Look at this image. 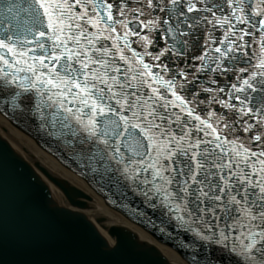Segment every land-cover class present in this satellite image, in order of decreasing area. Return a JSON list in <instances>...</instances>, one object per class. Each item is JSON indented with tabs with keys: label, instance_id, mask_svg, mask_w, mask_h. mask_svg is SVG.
Wrapping results in <instances>:
<instances>
[{
	"label": "snow or ice",
	"instance_id": "obj_1",
	"mask_svg": "<svg viewBox=\"0 0 264 264\" xmlns=\"http://www.w3.org/2000/svg\"><path fill=\"white\" fill-rule=\"evenodd\" d=\"M115 8L123 19L114 16L109 0H0V20L7 21L0 23V84L20 90L6 103L18 108L22 93L34 92V111L73 138L83 134L79 142L90 160L106 167L115 162L125 179L147 187L141 192L146 200L156 197L180 226L229 246L242 264H264V0H118ZM156 10L160 15L141 19ZM129 13L145 34L130 27ZM233 21L250 28L246 32ZM257 24L255 66L235 69L246 75L231 84L228 99L198 101L222 105L231 122L213 111L202 118L189 106L195 93L189 101L180 91L188 81L186 68L155 65L169 73L165 78L144 58L159 61L168 54L198 61L191 65L194 78L232 71L229 62L248 63L245 36ZM202 25L219 26L223 34L204 33L202 51L190 55L201 48L191 37ZM153 33L166 42L158 54L130 47L129 37L136 36L147 49ZM30 34L40 38V54L27 47ZM200 91L218 95L225 89ZM240 93H246L243 99ZM233 98L239 106L229 102ZM170 106L180 114L169 112ZM237 125L248 134L245 140Z\"/></svg>",
	"mask_w": 264,
	"mask_h": 264
},
{
	"label": "water",
	"instance_id": "obj_2",
	"mask_svg": "<svg viewBox=\"0 0 264 264\" xmlns=\"http://www.w3.org/2000/svg\"><path fill=\"white\" fill-rule=\"evenodd\" d=\"M184 68L189 71L191 66L186 65ZM4 97L0 94V110H3L7 116L1 113L0 115L42 146L65 169L90 188L92 186L86 182L85 178L92 179L100 185L99 181H106V176L107 178L116 177L119 171L117 166L112 167L111 162L106 167L103 161L91 160L93 163L80 161L83 160V153L86 156V144L81 145L79 142L83 134L73 138L66 129L51 127L50 132L54 133L53 137L60 146L65 144L63 141L66 136H69L73 142V149L69 154L64 151L59 154L51 150L47 146L45 135L50 138L52 134L39 130L36 120L41 118L34 111V101L28 104V94L22 93L19 112L13 111L10 104L5 105L7 98L4 99ZM38 132L40 136L33 134ZM27 133L33 135L30 136ZM67 147L71 149L70 144ZM18 156L0 136V264H173L157 247L140 239L132 230L129 231L123 227L113 226V233L110 232L114 239L113 245L116 242L114 232L117 233L118 245L111 249L85 215L57 206L58 203L48 186ZM90 163L93 167L91 173L83 175L81 169L79 173L73 169L76 165L88 166ZM49 178L67 194L73 205L84 207V202L73 197V195L82 196L79 190L70 188L53 176ZM121 180L125 183L126 179L123 176ZM110 182H108L109 186L112 185ZM123 188L124 192L119 194L118 191L112 192L110 198L121 199L120 195L130 192L129 189ZM134 194L135 192L132 197H129L128 203H133L129 209L133 213L130 216L136 218L134 216L136 211H146V209L138 208V199ZM117 207L122 212L126 211L124 206ZM158 212L159 210L155 209V214L153 211L148 213L158 218L156 214ZM89 225L93 227L89 229ZM182 229H187V226H183ZM176 238L174 236V239ZM178 240L179 238L174 242ZM200 241L202 242L203 239L201 238ZM238 259L239 264H242V258L238 257ZM224 263L235 264L237 261L229 257Z\"/></svg>",
	"mask_w": 264,
	"mask_h": 264
},
{
	"label": "bare ground",
	"instance_id": "obj_3",
	"mask_svg": "<svg viewBox=\"0 0 264 264\" xmlns=\"http://www.w3.org/2000/svg\"><path fill=\"white\" fill-rule=\"evenodd\" d=\"M0 136L16 155H19L18 157L31 167L45 184H48L57 203L86 215L108 245L112 246L114 242L113 237L108 232L109 228L112 226H122L132 230L140 239L157 247L169 262L173 264H190L173 248L156 240L151 235V232L141 228L137 224L131 223L119 211L107 205L105 200L92 188L71 174L42 146L14 127L1 115ZM50 176H55L58 181H62L72 189H78L82 195L79 200L85 203L84 207H77L68 202L69 200L65 192L50 180Z\"/></svg>",
	"mask_w": 264,
	"mask_h": 264
}]
</instances>
